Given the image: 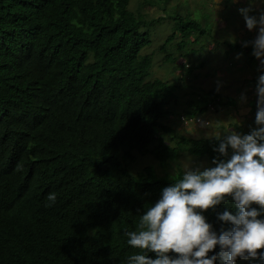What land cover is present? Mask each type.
Masks as SVG:
<instances>
[{
    "label": "trees",
    "instance_id": "16d2710c",
    "mask_svg": "<svg viewBox=\"0 0 264 264\" xmlns=\"http://www.w3.org/2000/svg\"><path fill=\"white\" fill-rule=\"evenodd\" d=\"M133 1L0 0V264H126L135 250L125 232L184 171L178 161L171 175L152 166L134 173L133 152L151 153L163 168L184 151L211 167L224 159L214 149L225 134L194 138L165 122L181 115L174 109L180 87L150 79L153 53L142 54L151 43L142 27L163 19L147 20L144 8L163 7L159 0H138V7ZM174 21L164 46L177 44L182 53L167 60L183 58L179 67L191 73L190 52L204 66L208 42L196 44L209 32L190 17ZM243 42L231 49H252ZM223 97L211 91L188 100L181 122L192 123L212 104L235 105ZM251 130L243 125V134ZM49 193L56 195L51 206ZM225 211L236 214L231 197L202 212L218 234L232 227L219 219ZM219 252L217 245L209 257ZM236 264L264 259L238 257Z\"/></svg>",
    "mask_w": 264,
    "mask_h": 264
},
{
    "label": "clouds",
    "instance_id": "9594fccd",
    "mask_svg": "<svg viewBox=\"0 0 264 264\" xmlns=\"http://www.w3.org/2000/svg\"><path fill=\"white\" fill-rule=\"evenodd\" d=\"M222 0H217V5ZM236 3L237 0H232ZM248 30L258 29L252 41V55L264 57V11L251 15L255 9H238ZM146 54V53H143ZM243 53L237 54L240 59ZM264 66V59H261ZM260 65V64H259ZM257 112L255 124L249 134L229 129L214 149L224 159H214V167H186L175 183L162 190L154 206L140 215L136 229L126 231L127 244L135 251L127 257L126 264H236L237 258L264 259V75L256 85ZM244 94L241 100H245ZM185 123H190L185 119ZM231 149V152H230ZM231 197L237 209L219 215V219L232 225L218 234L207 222L202 212L215 209ZM51 204L55 193L46 198ZM256 205L258 207H254ZM219 245L218 255L209 257ZM149 253H154L151 258ZM175 253L176 255H171Z\"/></svg>",
    "mask_w": 264,
    "mask_h": 264
},
{
    "label": "rangeland",
    "instance_id": "374dc122",
    "mask_svg": "<svg viewBox=\"0 0 264 264\" xmlns=\"http://www.w3.org/2000/svg\"><path fill=\"white\" fill-rule=\"evenodd\" d=\"M137 2L138 0L133 1V7H138L135 5ZM158 2L162 4L163 9L146 6L143 11L149 21L159 18V15L163 16L162 20L155 21L153 25L142 27L149 33L151 39V43L142 51V54L153 53L150 79L160 78L170 83L176 82L179 85L180 89L176 91L179 92V102L174 106V109L181 115L187 107L188 100L201 97L211 91L222 93L225 102L228 101V97L235 99L234 106L229 104L221 107L210 105L206 113L197 116V119L200 120H193L192 123H182L181 115H170L165 122L172 125L179 133L194 138L223 135L231 128L243 134V125L247 130H251V123H247L250 121L255 128L259 127L255 124V112L252 111L257 110L258 96L251 80L259 77L258 65L261 64V59L264 57L261 59L254 57L253 49L232 50L231 44L252 41L256 38L258 29L248 30L238 9L249 7L251 2L255 11L250 14L258 15L264 11V0H237L236 3L222 0L218 5L217 0H171L169 5L165 0ZM178 14L200 21L209 32L196 44L200 47L202 42H208L207 49L204 50V56H202V60L205 61L204 66H198L201 62L199 53L197 51L190 52L188 60L192 61L195 66L191 73L179 67L184 61L183 58L179 57L174 63L176 67L173 62L167 60V55L171 52L182 53L177 49V44L164 46L167 37L172 33L174 17ZM178 36L179 34H177ZM196 45L193 47H197ZM238 53H243L240 59L236 58ZM250 57H253V61ZM185 64L187 65L188 61H185ZM242 94L246 97L243 101L241 100ZM133 153L137 158L131 169L137 174L143 171L146 166H152L160 175H171L176 173L175 162L178 161L184 169L188 166L191 168L211 167V163L206 157L191 154L189 151H184L181 158L172 162L167 168L161 167L151 153L147 155H141L136 151Z\"/></svg>",
    "mask_w": 264,
    "mask_h": 264
}]
</instances>
